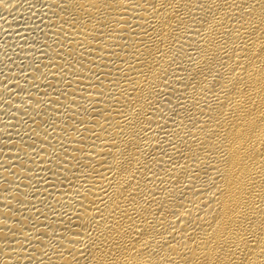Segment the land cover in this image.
Listing matches in <instances>:
<instances>
[{
	"label": "bare ground",
	"instance_id": "bare-ground-1",
	"mask_svg": "<svg viewBox=\"0 0 264 264\" xmlns=\"http://www.w3.org/2000/svg\"><path fill=\"white\" fill-rule=\"evenodd\" d=\"M0 264H264V0H0Z\"/></svg>",
	"mask_w": 264,
	"mask_h": 264
},
{
	"label": "rangeland",
	"instance_id": "rangeland-1",
	"mask_svg": "<svg viewBox=\"0 0 264 264\" xmlns=\"http://www.w3.org/2000/svg\"><path fill=\"white\" fill-rule=\"evenodd\" d=\"M1 41V40H0ZM0 45H3V44H0ZM2 68V61H0V69Z\"/></svg>",
	"mask_w": 264,
	"mask_h": 264
}]
</instances>
